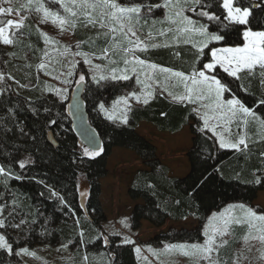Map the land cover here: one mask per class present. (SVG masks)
<instances>
[{
	"label": "trees",
	"instance_id": "obj_1",
	"mask_svg": "<svg viewBox=\"0 0 264 264\" xmlns=\"http://www.w3.org/2000/svg\"><path fill=\"white\" fill-rule=\"evenodd\" d=\"M208 1L213 6L205 10L220 15L223 23L204 18L205 22L211 32L223 35L224 40L210 43L199 55L197 48L179 44L149 48L140 51L139 57L190 74L210 60L209 49L242 44L246 28L264 31V0H241L242 5L252 11L246 26L224 21L226 13L219 6L220 0ZM136 2L151 5L161 4L162 0ZM257 4L260 6L255 7ZM26 21L23 32L33 42L29 49L31 54L37 56L42 41L35 24L29 18ZM77 35L82 42L86 38L85 34L77 32ZM101 43L106 45L107 42ZM6 53L0 46V70L8 77L19 65ZM26 71L31 80H36L33 67ZM262 71L258 66L251 73L245 70L237 80L217 66L213 74L231 87L232 91L227 94L235 95L264 118V105L260 104L264 99V86L260 84ZM16 79L23 81L20 76ZM86 80L85 111L103 149L97 156L84 154L86 146L72 129L67 99L62 101L54 94H42L38 85L17 88V82L5 81L0 94V167L5 169V173L0 174V208L5 227L0 228V233L12 245V251L0 249V264H22L19 250L25 245L39 244H69L77 247V253L104 254L109 264H138L132 242L122 243L117 235L110 236L107 242L102 238L106 216L99 200L100 181L108 175L107 162L113 148L131 151L143 166L132 174L126 191L133 201L129 215L133 230H138L144 221L154 228L163 227L167 221H195L193 228H169L159 232L155 239L162 242L200 240L210 214L234 202L250 205L258 193L264 192V156L261 155L264 134L255 133L253 127L249 130L255 134L246 149L244 146L240 150L220 148L215 137L203 129L191 102L174 100L162 92H154L147 104L130 105L127 123L109 120L103 116L99 105H106L129 87L130 80L99 83ZM140 123L171 134L188 126L191 145L186 151L189 169L184 176L171 175L169 167L158 158L156 146L137 131ZM49 133L56 147L50 143ZM21 162L25 163L24 168L20 167ZM81 174L88 183V193L83 200L78 193ZM237 233L238 240L242 230Z\"/></svg>",
	"mask_w": 264,
	"mask_h": 264
},
{
	"label": "rangeland",
	"instance_id": "obj_2",
	"mask_svg": "<svg viewBox=\"0 0 264 264\" xmlns=\"http://www.w3.org/2000/svg\"><path fill=\"white\" fill-rule=\"evenodd\" d=\"M163 2L164 0H162L161 4H163ZM208 2L209 1L206 0V3ZM221 2L222 0H220V3ZM38 3L43 4L44 7L51 12H58L60 16L67 17L69 15L64 11L60 3L54 2V0H33V3L27 7L22 6L27 5L28 0H11V3L0 0V7H12L17 9V11L12 14H0V19L5 21L11 19L17 22L23 19L24 26L27 22V18H29L30 21L35 24L42 41L41 49L38 50L39 53H36V56L31 54L29 50L33 47V42L23 32V26L19 29L9 30L10 38L14 40V43L11 45H4L0 42V46L7 51V56L14 60L19 67L9 72V74H7L8 77H6L0 70V76L3 77L0 79V94L6 85V79H8L9 81L17 82V88H28L38 85L42 94L51 93L59 100L63 101L67 99L69 101L71 90L74 85L79 82L80 75L85 76V83L87 81L86 79L96 82L92 79L94 65H101V69L103 70L102 74H107L108 69L111 67H125L121 59L124 55L123 52H120L117 55H114L111 52L109 53L110 58L118 61V64H109L107 58H98L101 56L100 50L106 47L107 43L106 45L101 43L105 38H97V32L104 30H100L98 26L96 28L91 26L84 27L83 24L78 23L75 29L65 26V30L61 31L59 24H53L51 18L42 21L43 12L35 11ZM149 5L150 4H146L143 6L146 9ZM195 7V12L185 11V15L190 16L200 24L207 25L204 19L207 17H201L199 15L200 7ZM157 10L158 9H154L153 13L147 16V25L137 33L140 40L148 46L147 49L156 48L151 47L152 44H156L158 47L189 44L194 48H199V41L202 37L198 33H191L189 42L185 43L184 41L188 38L189 34H176L167 31L170 27L175 28V25L170 23H165L163 25L157 23L155 27H153L152 21L154 19L164 20L168 12V9L165 8H162L160 13H158ZM224 12L226 13L225 10ZM161 30L165 31L164 35H159ZM77 32L78 34H85L86 38L83 42L77 35ZM149 32H152L151 37L148 36ZM41 33L50 37L51 40L46 42L45 35H41ZM98 40L100 41L98 42ZM78 42H80L79 46H77ZM244 43L245 41L243 39V43L240 45L226 47H242ZM24 46H27L28 49L25 50ZM213 48L224 47L217 46ZM76 52L87 54L88 59L91 60V64L85 63L84 56L75 55ZM139 52L140 50H136L135 52V55L138 57ZM41 63L45 65V68L41 69L39 67ZM74 63L75 67L72 66ZM157 66V69H150L147 65L138 66L136 74L129 72V75L132 76L129 87L120 91L114 99L104 105L107 112L100 109L103 116L107 118L108 113H113L117 117V119L114 120L122 122L119 117L125 112L127 114L129 107L126 108L123 103L115 105L114 107V102L118 101L120 97H128V105L130 106L134 103H143V99L147 96L148 92H152L153 94L154 92H162L172 99L173 97L169 95V92L173 93V95H186L183 84L180 83L179 78L171 77L168 73H161L159 68L162 66ZM29 67L34 68L36 80H31L29 78L26 71ZM69 71L72 72L71 76L67 75ZM99 74L100 73H97V77ZM137 75L139 76L141 83H137ZM17 76H20L24 82L21 80L17 81ZM166 77L167 79H165ZM65 80L68 82L65 83ZM165 88L167 90H165ZM57 90H62L63 95H59ZM131 92L142 94L141 100L138 102L135 97L130 96L129 94ZM151 97H148V99ZM224 98H232V96L226 93ZM191 103L193 104L194 114L202 122L203 129L215 137L219 147L221 137L227 142H237L240 136H244L247 143L256 132L258 134H264V126L261 125L260 120L248 117L247 122L245 123V118L242 114H239L238 119L227 121L220 116L219 110L213 111L214 104L211 101L196 100L195 94L193 95ZM202 105L211 106L206 108L202 107ZM205 115H207L208 118V127H205ZM249 127H253L255 133L250 131ZM213 128L215 129V134L211 130ZM137 131L156 146L158 158L163 164L169 167L171 175L181 177L188 172L189 166L186 151L191 145V134L188 126L183 127L181 131L175 134H171L157 131L151 124L140 123ZM242 146L243 145H240V148ZM223 149L234 148L225 147ZM139 168H143V166L140 164V161L137 160L134 153L124 148H113L107 162L108 175L100 181L101 195L99 198L106 216V221L102 226L103 241L105 240V237L108 239L112 235L119 236L122 243H126L127 238V241H131L134 244L135 257L138 264H207V261L199 260L197 257L191 255V251L188 249L185 250L188 251V255H185L184 252L180 250L166 251L165 249L169 245L203 244L208 238V236L205 235V232L212 235L216 229L224 226L226 220L244 216V211L237 207L238 205L243 204L247 207H252L257 211L264 210V192H260L250 205L241 202H234L210 214L203 225L202 239L172 243L162 242L155 239V236L159 232L166 231L169 228H193L196 223L192 219L178 222L167 221L163 227L154 228L144 221L138 230H133L130 226L129 219L133 201L127 197L126 191L132 174ZM78 193L82 200L86 198L88 193V183L85 176L82 174L78 177ZM0 219H4L1 213ZM239 229L242 230V234L237 240V231H239ZM229 231L230 234L223 238L219 236L216 237L217 243H219L221 239L227 240L228 243L221 247L218 253L213 252V258H218L220 264H264V259H260L262 253H264V244H261L258 239L249 238L247 241L245 240V237L249 236V233H251V236H258L260 235L259 232L256 230H250L247 224L235 223L229 224ZM0 235L2 234L0 233ZM62 245H67V248L62 247ZM76 248L77 247H71L69 244H59L56 246L39 244L34 247H28L25 245L21 249H27L29 254L21 252L20 249L19 255L23 260L22 264H109L108 258L104 254L97 255L96 253H91L89 256L85 252L77 253ZM137 248L140 249L139 252L136 251ZM31 253H34L35 255H32ZM85 257H87V259H85Z\"/></svg>",
	"mask_w": 264,
	"mask_h": 264
},
{
	"label": "snow or ice",
	"instance_id": "obj_3",
	"mask_svg": "<svg viewBox=\"0 0 264 264\" xmlns=\"http://www.w3.org/2000/svg\"><path fill=\"white\" fill-rule=\"evenodd\" d=\"M3 2L11 3V0H3ZM54 2L60 3L64 11L69 15L67 17L60 16L58 12H51L49 9L45 8L43 4L38 3L35 11L43 12L42 21L51 18L53 24H59L61 31L65 30V26L75 29L78 23L83 24L84 27L91 26L96 28L98 26L100 30L104 31H98L97 38L103 37L107 42V46L100 50L101 56L98 58H107L109 64H118V61L110 58V52L114 55H117L120 52L124 53L121 57L122 62L125 65L124 68L111 67L108 69L107 74H102L103 70L101 69V65L97 64L93 66L94 74L92 79L97 83L109 79L112 81H128L132 79L129 72L136 74L138 66L147 65L150 69H157L158 66L156 64L149 63L135 55L136 50H147L148 46L140 40L137 33L147 25V16L152 14L154 9L165 8L168 9V12L164 20L154 19L152 21L153 27H155L157 23L162 25L165 23L173 24L175 25V28L170 27L167 31L176 34H189L188 38L184 41L185 43L189 42L191 33L193 32L198 33L202 37L199 41L198 55L203 53L204 49L207 48L211 42H219L225 38L221 34L210 32L207 25L200 24L190 16L185 15V11L195 12V6H199V15L201 17H207L209 21L223 23L220 15L205 10L206 8H211L213 6L210 2L206 3V0H164L163 4L154 3L147 6L146 9L141 3H137L136 0H54ZM32 3L33 0H28V4L22 7H27ZM219 6L227 13V15L224 16V21H228L231 25L246 26L249 24V17L252 14V11L249 7L243 6L241 0H222ZM259 6V4L255 5V7ZM16 11L17 9L12 7H0V14H12ZM22 26L23 19L18 22L11 19L6 21L0 19V42L4 45L13 44L14 40L10 38L9 30L19 29ZM225 27H227V25H225ZM164 34V30L159 32V35ZM41 35L45 34L41 33ZM148 36L151 37L152 32H149ZM243 39L245 43L242 47L209 49L211 53V59L209 62L204 63L200 69L194 68L188 75L181 71H174L171 68L160 67L159 71L161 73H168L171 77L179 78L186 93V95H173V93L169 92V95L172 96L174 100H189L191 102L193 100V95L195 94L196 100L211 101L214 104L213 111L219 110L220 116L227 121L238 119L239 114H242L245 118V123L247 122L248 117H252L260 120L261 125L264 126V118L259 117L253 109L246 107L235 97V95H233L232 98H224L226 93L232 91L231 87L222 82V80L217 78L216 75L211 74L214 73L217 66H219L228 76L239 80L241 78L239 74L245 70L251 73L257 66L261 70H264V31H253L251 28H246L243 31ZM50 40L51 38L45 35V41L49 42ZM79 43L80 42H78L77 46H79ZM151 47H158V45L152 44ZM75 55H83L84 62L91 64V60L88 59L87 54L76 52ZM72 66L75 67V63ZM39 67L43 69L45 68V65L41 63ZM97 73H100L98 77ZM67 75L71 76L72 72L69 71ZM261 77L260 84L264 86V71L261 72ZM2 78L3 77L0 76V79ZM165 79H167V77ZM84 80L85 76L80 75L79 81L83 82ZM64 82L67 83L68 81L65 80ZM137 83H141L138 75ZM240 87L243 88L244 86L240 85ZM165 90L167 89L165 88ZM57 92L59 95H63L62 90H57ZM129 95L135 97L139 102L142 94L131 92ZM152 95V92H148L147 96L143 99V103L147 104L149 102L148 97H151ZM120 103H123L125 107L128 108V97H120L118 101L114 102V107ZM260 104L264 105V99L260 100ZM210 106L211 105H202V107L206 108ZM99 107L102 111L107 112L104 104H100ZM107 118L109 120L117 119L113 113H108ZM119 118L123 123L128 122L126 112ZM53 123H55V121H53ZM204 123L205 127L209 126L207 115H205ZM211 130L215 134V129L213 128ZM240 145H243L245 149L248 147L244 136H240L237 142H227L223 137L220 139L221 148L230 147L240 150ZM102 150V148L90 150L86 147L84 148V154L87 156H97ZM261 155L264 156V152H262ZM20 167L24 168L25 163L21 162ZM4 173L5 169L0 167V174ZM257 182H259V178H257ZM53 195H58V193L53 192ZM237 207L244 211V216L226 220L224 226L216 229L212 235L205 232V235H207L208 238L203 244L169 245L165 250H180L184 252L185 255H188V251H185L188 249L191 251V255L197 257L199 260L207 261V264H220L218 258L212 257V253H218L221 247L227 245L228 241L224 239H221V241L217 243L216 237L219 236L223 238L224 236L229 235L230 223L247 224L250 230H256L260 235L251 236V233H249V236H246L245 240L247 241L249 238L258 239L261 244H264V210L257 211L256 209L247 207L243 204L238 205ZM0 213H2V208H0ZM21 223H23V221H21ZM14 226L19 227V225ZM3 227H5V221L0 219V228ZM104 239L105 242H107V237ZM126 242L131 241H127L126 238ZM62 247L67 248V245H62ZM0 248H4L9 252L12 251V245L7 242L3 235H0ZM136 251L139 252L140 249L137 248ZM21 252L29 254L27 249H21ZM31 254L35 255L34 253ZM85 259H87V257H85ZM260 259H264V253H262Z\"/></svg>",
	"mask_w": 264,
	"mask_h": 264
},
{
	"label": "water",
	"instance_id": "obj_4",
	"mask_svg": "<svg viewBox=\"0 0 264 264\" xmlns=\"http://www.w3.org/2000/svg\"><path fill=\"white\" fill-rule=\"evenodd\" d=\"M86 88L85 81H79L71 90L68 101V111L72 121V129L79 140L90 150L100 149L101 140L96 130L90 125L84 104V92ZM50 143L57 146V143L51 133L48 134Z\"/></svg>",
	"mask_w": 264,
	"mask_h": 264
}]
</instances>
